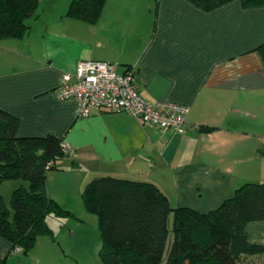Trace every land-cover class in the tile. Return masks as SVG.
Instances as JSON below:
<instances>
[{
	"label": "crops",
	"instance_id": "0c3cea01",
	"mask_svg": "<svg viewBox=\"0 0 264 264\" xmlns=\"http://www.w3.org/2000/svg\"><path fill=\"white\" fill-rule=\"evenodd\" d=\"M49 1L30 17L27 34L0 39V108L19 119L18 135L52 134L70 146L47 171L52 198L81 202L88 181L109 175L152 182L172 207L207 212L236 185L264 181V62L256 51L264 43V6L105 0L89 23L66 15L69 0L59 9L60 0ZM83 59L132 70L150 103L188 106L185 132L126 111L77 115V102L60 99L56 89ZM254 169L258 178H251ZM12 249L0 236V264L20 254Z\"/></svg>",
	"mask_w": 264,
	"mask_h": 264
},
{
	"label": "trees",
	"instance_id": "16d2710c",
	"mask_svg": "<svg viewBox=\"0 0 264 264\" xmlns=\"http://www.w3.org/2000/svg\"><path fill=\"white\" fill-rule=\"evenodd\" d=\"M189 1L210 10L229 0ZM240 1L244 7L264 6V0ZM104 2L71 0L66 15L93 23ZM38 4L39 0H0V39L27 34L26 20L38 15ZM256 51L264 62V43ZM18 125L16 116L0 108V184L21 180L10 194L9 206L0 194V236L26 254L38 236L53 238L48 214L66 211L47 193L46 174L58 168L69 151L52 134L18 135ZM81 199L97 216L103 264H248L245 256L264 254V242L252 240L247 231L250 223L264 222V181L240 184L207 212L172 207L152 182L109 175L88 181Z\"/></svg>",
	"mask_w": 264,
	"mask_h": 264
},
{
	"label": "built area",
	"instance_id": "2783aa9c",
	"mask_svg": "<svg viewBox=\"0 0 264 264\" xmlns=\"http://www.w3.org/2000/svg\"><path fill=\"white\" fill-rule=\"evenodd\" d=\"M134 81L132 70L118 72L109 62L83 59L78 62L75 73L62 75L56 95L60 99H74L79 116H87L93 109L126 111L143 123L184 133L188 106L165 100L150 103L139 93ZM61 144L65 152L70 150L66 142ZM12 250L18 252L20 248L15 246Z\"/></svg>",
	"mask_w": 264,
	"mask_h": 264
},
{
	"label": "rangeland",
	"instance_id": "374dc122",
	"mask_svg": "<svg viewBox=\"0 0 264 264\" xmlns=\"http://www.w3.org/2000/svg\"><path fill=\"white\" fill-rule=\"evenodd\" d=\"M40 1L42 6H37L35 10L37 13L43 12L42 9L45 4L51 5L52 3L49 0ZM62 1L60 0L54 7L56 9L62 8ZM153 1L151 0V2ZM29 18L26 23L30 25L31 18ZM39 26L37 28L40 29ZM258 174L259 177H264V164H262V170L258 171ZM257 176L254 169L251 178H258ZM20 182L21 180L9 179L0 184V194L7 206H9V198L13 188L18 186ZM54 200L66 211L58 216L48 214L46 218L48 225L53 230V238L46 235L38 236L33 248L28 253L20 252L19 255L9 258L8 264H103L99 255L101 237L97 216L86 210L82 199L79 202L76 198L64 196ZM171 220L170 216L169 228ZM247 231L252 240L264 242V222L250 223L247 226ZM169 238L171 239V232ZM244 261L248 264H264V254L245 256Z\"/></svg>",
	"mask_w": 264,
	"mask_h": 264
}]
</instances>
